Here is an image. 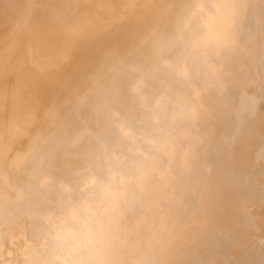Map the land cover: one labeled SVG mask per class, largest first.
Masks as SVG:
<instances>
[{
    "label": "bare ground",
    "instance_id": "bare-ground-1",
    "mask_svg": "<svg viewBox=\"0 0 264 264\" xmlns=\"http://www.w3.org/2000/svg\"><path fill=\"white\" fill-rule=\"evenodd\" d=\"M0 264H264V0H0Z\"/></svg>",
    "mask_w": 264,
    "mask_h": 264
}]
</instances>
